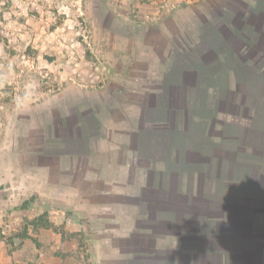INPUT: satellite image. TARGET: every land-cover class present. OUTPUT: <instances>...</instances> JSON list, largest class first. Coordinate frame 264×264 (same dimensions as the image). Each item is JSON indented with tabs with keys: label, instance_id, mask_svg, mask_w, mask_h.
<instances>
[{
	"label": "crops",
	"instance_id": "obj_1",
	"mask_svg": "<svg viewBox=\"0 0 264 264\" xmlns=\"http://www.w3.org/2000/svg\"><path fill=\"white\" fill-rule=\"evenodd\" d=\"M211 1L219 20L201 24L199 50L162 33L155 66L130 70L120 123L101 116L89 135L101 115L89 104L80 132L65 138L68 115L60 146L36 152L25 186L0 166L13 198L0 199V224L18 190L40 200L21 215L49 222L20 244L0 235V264H264V0ZM64 220L91 256L55 232Z\"/></svg>",
	"mask_w": 264,
	"mask_h": 264
},
{
	"label": "rangeland",
	"instance_id": "obj_2",
	"mask_svg": "<svg viewBox=\"0 0 264 264\" xmlns=\"http://www.w3.org/2000/svg\"><path fill=\"white\" fill-rule=\"evenodd\" d=\"M210 6L216 7V3L211 0H0V166L11 168L9 179L18 184L28 183L27 175L34 168L30 160H34L36 152L49 151L56 142L60 146L57 129L59 133L62 128L65 130L66 117L74 115L72 107L90 104L102 112L103 118L114 121L115 117L120 123L126 109L122 110L125 105L119 101L124 98L118 90L128 85L130 70L155 66L164 39L162 33L183 51L194 41L199 50L205 36L201 24L219 20ZM206 36L205 43L210 33ZM205 48L206 44L202 50ZM208 48L209 44L203 53ZM127 111L130 116L134 114L129 107ZM13 167L18 171L15 177ZM5 187L0 186V199L12 201ZM16 193L15 199L20 203L4 215L0 235L16 239L20 244L28 237L29 225L46 226L49 222L44 212L21 215L22 206L39 199L21 190ZM73 220L71 229L76 228L77 221ZM146 222L150 225L154 221ZM66 223L64 220L54 226L55 232L67 234L65 238L80 247L82 256H91L89 244L88 253L85 251L88 237L83 238L76 229H66ZM146 231L155 237L160 234L155 228ZM139 249H133L134 256ZM119 258L124 256L120 254ZM156 263L152 259L151 264Z\"/></svg>",
	"mask_w": 264,
	"mask_h": 264
},
{
	"label": "flooded vegetation",
	"instance_id": "obj_3",
	"mask_svg": "<svg viewBox=\"0 0 264 264\" xmlns=\"http://www.w3.org/2000/svg\"><path fill=\"white\" fill-rule=\"evenodd\" d=\"M93 110H94V112H96V113H98V110L97 109H94L93 108ZM71 112L74 114L73 116H72V118L71 117H69V121H73V122H75L74 123V125H70L68 128H67V130H66V137L65 138H67V136H69V137H71V136H74L75 134H77V131H79V129H82V125L83 124H81V122L82 121H77V118H79L80 116H82V113H81V111H80V107H72V109H71ZM100 112V111H99ZM100 118H99V116H97L96 118V122H97V126L96 127H94V126H91L92 127V129H89L90 131H89V135H93V134H98L99 132H100V125H99V120L101 119V116L103 115L102 114V112H100ZM93 119H94V117H93ZM99 119V120H98ZM76 120V121H75ZM67 121H68V119H67ZM77 123V124H76ZM79 125V126H78ZM94 132H93V131ZM80 132V131H79ZM82 132V131H81ZM57 134H59V130L57 129ZM79 146H80V148L81 149H85L84 148V143H81V144H79ZM62 151H73L72 150V147H71V145H69V144H65V145H63L62 146ZM81 152V151H80Z\"/></svg>",
	"mask_w": 264,
	"mask_h": 264
},
{
	"label": "trees",
	"instance_id": "obj_4",
	"mask_svg": "<svg viewBox=\"0 0 264 264\" xmlns=\"http://www.w3.org/2000/svg\"><path fill=\"white\" fill-rule=\"evenodd\" d=\"M225 50H227V49H225ZM27 205H24V206H22V207H26Z\"/></svg>",
	"mask_w": 264,
	"mask_h": 264
}]
</instances>
